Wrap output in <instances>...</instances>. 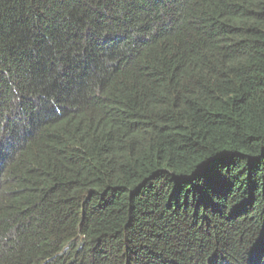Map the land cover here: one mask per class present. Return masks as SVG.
I'll return each mask as SVG.
<instances>
[{
  "label": "trees",
  "instance_id": "trees-1",
  "mask_svg": "<svg viewBox=\"0 0 264 264\" xmlns=\"http://www.w3.org/2000/svg\"><path fill=\"white\" fill-rule=\"evenodd\" d=\"M0 264H264V0H0Z\"/></svg>",
  "mask_w": 264,
  "mask_h": 264
}]
</instances>
